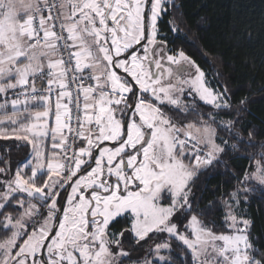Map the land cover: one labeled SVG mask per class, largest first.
<instances>
[{"label":"snow or ice","instance_id":"obj_1","mask_svg":"<svg viewBox=\"0 0 264 264\" xmlns=\"http://www.w3.org/2000/svg\"><path fill=\"white\" fill-rule=\"evenodd\" d=\"M178 7L0 0V140L22 153L0 152V264H264L238 211L264 197V143L218 119L226 84L171 53ZM220 165L235 184L218 226L197 181Z\"/></svg>","mask_w":264,"mask_h":264},{"label":"trees","instance_id":"obj_2","mask_svg":"<svg viewBox=\"0 0 264 264\" xmlns=\"http://www.w3.org/2000/svg\"><path fill=\"white\" fill-rule=\"evenodd\" d=\"M175 3L179 7L170 10L160 22L161 34H166L171 53L183 50L205 72L213 88L226 84L233 108L230 117L221 114L218 119H238L237 127H243L245 140L251 131L254 144L264 143V0H175ZM173 18L180 28V33L175 35L167 26ZM245 98L246 111L238 112V102ZM207 107L203 109L206 111ZM221 136L227 138L226 133ZM12 143L0 140V152L5 154V159L10 158L15 167L22 153L15 148L8 153L4 146ZM248 151L258 152L259 147ZM247 163L233 160L230 165ZM232 171L231 166L225 172L220 165L197 181L201 206L216 201L217 206L209 218L218 226L223 218L220 198L226 197L235 184L231 179ZM247 209L252 221L250 240L264 252V197L253 198ZM174 255H181L179 248L174 249Z\"/></svg>","mask_w":264,"mask_h":264},{"label":"rangeland","instance_id":"obj_3","mask_svg":"<svg viewBox=\"0 0 264 264\" xmlns=\"http://www.w3.org/2000/svg\"><path fill=\"white\" fill-rule=\"evenodd\" d=\"M4 117H3V115L1 114L0 115V119H3ZM49 143H50V141L48 142V146H49ZM50 147V146H49ZM238 211H241L242 212V214L245 216V218H248V219H250V214H249V211H248V209H247V205H241V208L240 209H238Z\"/></svg>","mask_w":264,"mask_h":264},{"label":"crops","instance_id":"obj_4","mask_svg":"<svg viewBox=\"0 0 264 264\" xmlns=\"http://www.w3.org/2000/svg\"><path fill=\"white\" fill-rule=\"evenodd\" d=\"M9 112H10V109H9ZM1 115V114H0ZM52 122L54 123V116L52 117ZM49 146H50V143H49Z\"/></svg>","mask_w":264,"mask_h":264},{"label":"built area","instance_id":"obj_5","mask_svg":"<svg viewBox=\"0 0 264 264\" xmlns=\"http://www.w3.org/2000/svg\"><path fill=\"white\" fill-rule=\"evenodd\" d=\"M55 98L53 97V100H54Z\"/></svg>","mask_w":264,"mask_h":264}]
</instances>
